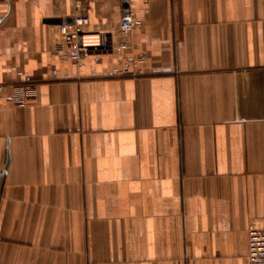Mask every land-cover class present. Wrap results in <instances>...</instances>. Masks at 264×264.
Returning a JSON list of instances; mask_svg holds the SVG:
<instances>
[{
    "label": "crops",
    "instance_id": "0c3cea01",
    "mask_svg": "<svg viewBox=\"0 0 264 264\" xmlns=\"http://www.w3.org/2000/svg\"><path fill=\"white\" fill-rule=\"evenodd\" d=\"M132 12L148 54L61 58ZM0 264H250L264 224V0H0Z\"/></svg>",
    "mask_w": 264,
    "mask_h": 264
},
{
    "label": "built area",
    "instance_id": "2783aa9c",
    "mask_svg": "<svg viewBox=\"0 0 264 264\" xmlns=\"http://www.w3.org/2000/svg\"><path fill=\"white\" fill-rule=\"evenodd\" d=\"M59 33L65 43L61 58L80 67L87 57L99 62L103 56H121L122 62L114 69V76H137L139 66L147 61L145 52L134 53L129 43L130 35L144 26L142 18L132 12L125 13L117 27L93 31L86 15H78L72 22L59 24ZM4 85L0 84V91ZM250 264H264V224L251 223L248 227Z\"/></svg>",
    "mask_w": 264,
    "mask_h": 264
},
{
    "label": "water",
    "instance_id": "95a60500",
    "mask_svg": "<svg viewBox=\"0 0 264 264\" xmlns=\"http://www.w3.org/2000/svg\"><path fill=\"white\" fill-rule=\"evenodd\" d=\"M73 19H70V20H66V21H63V20H60V19H48L46 20V22L48 23H53V24H62L63 22H72Z\"/></svg>",
    "mask_w": 264,
    "mask_h": 264
}]
</instances>
